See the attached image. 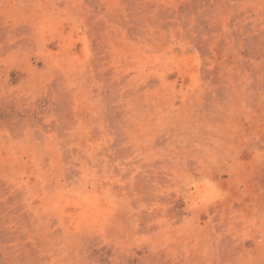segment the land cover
<instances>
[{
  "label": "rangeland",
  "instance_id": "rangeland-1",
  "mask_svg": "<svg viewBox=\"0 0 264 264\" xmlns=\"http://www.w3.org/2000/svg\"><path fill=\"white\" fill-rule=\"evenodd\" d=\"M0 264H264V0H0Z\"/></svg>",
  "mask_w": 264,
  "mask_h": 264
}]
</instances>
